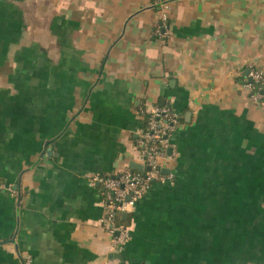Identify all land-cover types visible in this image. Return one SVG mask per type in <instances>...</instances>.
<instances>
[{
	"label": "crops",
	"instance_id": "1",
	"mask_svg": "<svg viewBox=\"0 0 264 264\" xmlns=\"http://www.w3.org/2000/svg\"><path fill=\"white\" fill-rule=\"evenodd\" d=\"M249 67L264 70V0H0V264H264ZM147 104L182 120L174 181L122 218L121 261L95 178L138 163Z\"/></svg>",
	"mask_w": 264,
	"mask_h": 264
},
{
	"label": "built area",
	"instance_id": "2",
	"mask_svg": "<svg viewBox=\"0 0 264 264\" xmlns=\"http://www.w3.org/2000/svg\"><path fill=\"white\" fill-rule=\"evenodd\" d=\"M155 6L161 7L162 15L154 33L156 36L168 37L170 26L166 14L167 4L158 1ZM248 72L244 89L253 103L264 104V70L249 67ZM140 118L144 119L146 125L139 133L137 157L145 170L126 169L113 176L95 178L105 189L108 206L102 223L111 236V252L115 254L121 253L130 240L129 229L120 221V216L132 212L153 184L174 181L173 174H164L162 170L164 164L174 158L176 148L173 138L182 127L181 118L169 107L148 104L142 108ZM169 150H172L171 154ZM5 188L0 186V189Z\"/></svg>",
	"mask_w": 264,
	"mask_h": 264
},
{
	"label": "water",
	"instance_id": "3",
	"mask_svg": "<svg viewBox=\"0 0 264 264\" xmlns=\"http://www.w3.org/2000/svg\"><path fill=\"white\" fill-rule=\"evenodd\" d=\"M171 153H172V150H169V154H171ZM129 167H130V169H131L132 171H140V172H143V171L145 170V168H144L143 165H141V164H139V163H136V162H132V163L129 165ZM147 170H149V168H147ZM162 172H163L164 174H170V173H171L170 169H163ZM127 216H128L127 213L122 214V218H123V219L127 218ZM113 256H114V258H117V259H120L121 261H123V256H122V254L117 253V254H113ZM122 264H124V262H122Z\"/></svg>",
	"mask_w": 264,
	"mask_h": 264
},
{
	"label": "trees",
	"instance_id": "4",
	"mask_svg": "<svg viewBox=\"0 0 264 264\" xmlns=\"http://www.w3.org/2000/svg\"><path fill=\"white\" fill-rule=\"evenodd\" d=\"M142 122H143V127L145 128V125H146V124H145V122H144V119L142 120ZM155 184H156V183H155ZM155 184H153L152 187H153ZM152 187H151V188H152ZM120 221H121L123 224H125V222H124L123 219H122V216H120Z\"/></svg>",
	"mask_w": 264,
	"mask_h": 264
}]
</instances>
